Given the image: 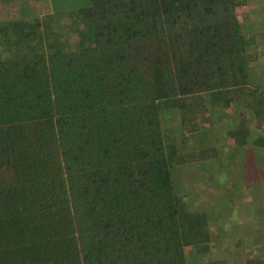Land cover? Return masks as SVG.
Returning <instances> with one entry per match:
<instances>
[{"label": "trees", "instance_id": "trees-1", "mask_svg": "<svg viewBox=\"0 0 264 264\" xmlns=\"http://www.w3.org/2000/svg\"><path fill=\"white\" fill-rule=\"evenodd\" d=\"M242 1L88 0L72 48L35 18L0 21V264H217L210 215L173 176L209 155L185 146L196 104L240 103L226 133L263 144Z\"/></svg>", "mask_w": 264, "mask_h": 264}, {"label": "rangeland", "instance_id": "rangeland-1", "mask_svg": "<svg viewBox=\"0 0 264 264\" xmlns=\"http://www.w3.org/2000/svg\"><path fill=\"white\" fill-rule=\"evenodd\" d=\"M3 1L6 0L0 3ZM87 3L88 0H14L10 18H35L41 28L57 30L72 48L78 39L77 16L72 10ZM235 10L242 31L251 39L246 49L250 55V78L260 83L262 89L264 0H243ZM2 13L0 21L6 20ZM196 106L199 107L195 117L198 136L187 137L185 146L187 149L206 147L209 155L203 156L202 164L186 161L177 166L178 173L173 176L175 191L180 189L179 193L185 194L192 207L210 215V245L202 253L204 258L217 264H240L248 254L264 255V141L261 146L237 147L226 133L228 123L235 124L237 120L240 103L231 101L218 109L202 107L201 103ZM248 114L252 133L264 138V114L258 125L251 112ZM166 125L179 128L177 117L171 116ZM178 133L177 129L172 131L174 141L178 140Z\"/></svg>", "mask_w": 264, "mask_h": 264}, {"label": "crops", "instance_id": "crops-1", "mask_svg": "<svg viewBox=\"0 0 264 264\" xmlns=\"http://www.w3.org/2000/svg\"><path fill=\"white\" fill-rule=\"evenodd\" d=\"M13 2H14V0H12V2H9L8 0H6V1H3L2 3H0V9L2 10L0 12H3L2 14H5L4 16H6L5 17L6 20L13 19V17L10 18V16H12V13H13V7H14ZM76 9H73L72 13H75ZM74 16L75 15L73 14V17Z\"/></svg>", "mask_w": 264, "mask_h": 264}]
</instances>
